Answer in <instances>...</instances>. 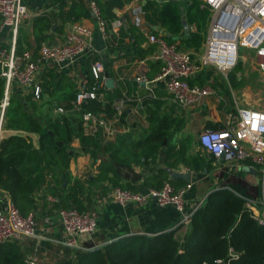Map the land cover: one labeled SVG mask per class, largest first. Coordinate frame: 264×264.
Listing matches in <instances>:
<instances>
[{
  "label": "trees",
  "instance_id": "1",
  "mask_svg": "<svg viewBox=\"0 0 264 264\" xmlns=\"http://www.w3.org/2000/svg\"><path fill=\"white\" fill-rule=\"evenodd\" d=\"M104 19L118 18L116 9H121L128 0H96ZM58 10L62 22L79 20L82 15H88L83 0H52ZM157 0H148L144 7L147 11L146 21L149 26L159 25L167 33L163 37L168 42H174L173 36L179 35L184 29L183 20L188 24L196 23L197 31L190 36H183L182 42L188 48L200 49L204 37L201 31L206 30L209 11L201 8V0H188L183 10L175 0L164 2L158 7ZM185 17V18H184ZM1 19V18H0ZM55 22L50 14H39L32 18V34L35 41L34 54L47 38L48 31H53ZM60 28H57V31ZM152 32L158 30L152 28ZM120 36H130L136 41L134 51L143 54L151 52L152 47H141L146 40L144 34L134 25L123 26ZM25 30L20 29L17 37L16 52L21 54L26 48L32 47ZM95 59V58H94ZM153 73L161 69L159 61L151 62ZM88 77L91 66L87 65ZM59 74V73H58ZM211 69L204 70L191 80L192 84H204L213 76ZM43 94L40 100L33 94L23 95V92L13 84L9 105L3 116V126L13 130L0 140V190L4 191L23 215L34 213L39 200L44 202L52 196V208H77L87 210L84 198H91L95 193L90 185L109 180L114 186L133 190L130 185L121 184L118 179L108 173L99 174L82 180L73 176L71 160L78 152H91L96 162H100V170H111L104 161L98 160L97 149L100 147L101 132L96 135L84 133L83 112H106L114 115L113 102L120 95L118 88L108 92L105 101L91 100L80 108L75 104L77 87L65 74L49 71L40 75ZM15 83V82H14ZM5 79L0 76V116L1 101L4 96ZM153 111L151 122L154 129L138 143L132 144L137 151L138 159L142 157L155 158L160 147L169 142L173 132L185 126L184 117H172L160 114V103ZM62 106L65 112H55ZM231 110V106L227 108ZM33 135L38 136V146ZM75 138L83 144L80 151L73 146ZM202 148L201 144L199 143ZM131 147V146H130ZM205 151V150H203ZM176 156L184 158L185 150L177 151ZM214 157L206 152L184 158L185 163L197 170H210ZM162 174L165 170L160 171ZM161 174L146 179V183L159 189L165 182ZM175 187H181L180 179L169 180ZM187 183V182H186ZM246 190L240 192L233 187L222 185L207 194L205 201L193 212L191 220L183 235L177 234V229L160 232L154 235L137 233L113 239L102 245L89 243L87 249H73V255L61 259L56 264H217L230 259L232 247L239 253L231 260L232 264H264V225L255 220L245 205L242 195H261L259 185L251 187L253 193L247 194L250 186L243 180ZM113 186V187H114ZM101 194H106L109 187L99 183L96 188ZM50 200V199H49ZM48 201V200H47ZM182 224L179 228H183ZM72 250V249H71ZM27 255L19 241H6L0 244V264H26ZM225 264V263H224Z\"/></svg>",
  "mask_w": 264,
  "mask_h": 264
},
{
  "label": "built area",
  "instance_id": "2",
  "mask_svg": "<svg viewBox=\"0 0 264 264\" xmlns=\"http://www.w3.org/2000/svg\"><path fill=\"white\" fill-rule=\"evenodd\" d=\"M201 8L208 10L211 15L202 53L196 56L194 52L180 48L176 42L170 43L162 35L148 31L146 32L148 41L156 46L152 59L161 62V69L153 80L148 79L144 73L137 75V80L148 86L154 81L163 83L174 101L188 109H195L204 96L216 93L212 85L192 84L191 80L208 69L227 76L229 71L237 66L242 47L254 50L259 57L258 64L264 71V0H201ZM28 12L24 0H0L1 25L9 27L12 32L11 49L8 51L0 46V76L5 79L0 131L14 82L29 89L33 98L40 100L43 94L40 75L47 68L54 66L58 72H62L72 68L81 56L97 53L92 44V29L76 23L65 33L61 44L44 42L37 54L29 48L18 54L17 37L22 20ZM89 12L91 17L96 19L98 30L105 35L107 22L96 0H89ZM131 12L135 27L149 26L146 22L147 11L144 4L138 3ZM114 23L121 26L123 21L116 18ZM91 74L93 77L86 75L77 86L75 98L77 108L91 100L105 101L108 95L110 88L106 86V82L109 77L101 58L93 61ZM150 89L151 95L155 97L153 88ZM218 97L225 108L229 107L226 99L221 95ZM124 106V98L116 99L112 104L117 122L123 117ZM64 110L61 106L56 108L58 112ZM227 116L226 127L204 126L198 135V141L202 148L214 157L213 164L217 170L222 171L227 164H233L247 172L256 170L258 175L256 186L261 187V195L242 197L252 217L264 225V109L241 106L237 103L227 111ZM82 121L85 132L89 135H96L98 127L107 122L101 114L93 111L83 112ZM191 186L190 181L181 187H175L168 180L161 188H150L146 193L114 186L99 199L115 200L122 206L129 203L144 204L154 199L159 205L172 204L182 211L184 197ZM205 198L194 210L184 215V225L190 222L191 215ZM58 212L67 233L66 245L76 249H87L86 245L81 244L80 238L92 239L98 233L97 215L92 211H81L77 208H62ZM36 226L34 213L23 215L9 196L0 190V244L34 236ZM238 255L239 253L231 247L230 259L224 262L218 259L216 263L232 264L231 260ZM25 261L26 264H39L34 254L27 256Z\"/></svg>",
  "mask_w": 264,
  "mask_h": 264
},
{
  "label": "crops",
  "instance_id": "3",
  "mask_svg": "<svg viewBox=\"0 0 264 264\" xmlns=\"http://www.w3.org/2000/svg\"><path fill=\"white\" fill-rule=\"evenodd\" d=\"M147 1L148 0L126 1L121 9H116L118 18L123 21V24L118 26L114 23L115 19L106 20V34L103 35L98 30L96 19L91 17L90 14L82 15L79 20L62 22L52 0H24L29 12L22 20L20 29L25 30L27 33L28 40L33 44L29 49L33 51H35V41L31 32L32 18L39 13L52 15L55 22L53 31H48V36L44 42L61 44L64 40L65 33L70 31L76 23L87 26L92 29L93 32L92 44L98 54L87 53L81 56L72 68L65 71L58 72L57 68L52 66L47 68L45 72L55 71L57 75L65 74L77 87L80 81H82L86 75L88 76L86 71L87 65L91 66L93 61L99 57L105 64L109 79H114V87H109V91L111 92L118 88L120 90V95L116 99L124 98L125 100L123 117L118 122L115 120L114 115H109L106 112L99 113L107 122L98 127L97 134L101 132V142L100 147L96 151L98 152V160L104 161L111 170L107 168L100 170L98 165L100 162H96L91 152H78V155L71 160V172L73 176H78L84 180L87 176L93 178L99 174L108 173L110 177L115 176V180L113 181L118 179L121 184L132 186L133 191L146 193L150 188H153V186L146 183V179L151 176L161 174L166 177L165 181H168L170 179H175L170 175L169 169L177 172L192 173V186L188 189L184 197V209L182 211L172 204L159 205L154 199L144 204L129 203L126 206L120 205L115 200L102 201L99 198L105 194H101L100 191H97L96 188L98 184L103 183L111 189L114 186V182H110L107 179L104 182H96L90 185L96 191L92 193L91 198H84V203L87 210L97 215L98 233L92 239L81 237L80 240L82 241V245L84 244L87 246L89 243H92L99 246L107 241H112L113 239L127 235L137 233L154 235L172 229H177V234L183 235L189 224L184 225L183 228H179L183 224L184 215L194 210L198 203L214 188L226 185L233 187L237 191L244 192V190H246L245 185L240 183V180H243L246 185H248V188L250 186V190H247V194H249L253 193L251 187L254 188L258 181L256 170L247 172L243 168H238L233 164L225 165L223 170L220 171L215 168L212 162L213 167L210 170L205 169L201 171L190 168V166L185 163L184 158L197 155L199 152L206 153L199 145L198 135L196 136L190 133L191 131L189 129H192V125H190L191 121L194 119H201V124L207 127H226L228 124V107L225 108L224 105L219 102L218 96L220 94L217 93L216 89H214L216 91L215 94L204 96L202 102L195 109H188L181 107L174 101L173 97L165 90L163 83L154 81L148 86L137 80V75L142 73L146 74L150 80L155 79L156 75L159 73L150 76V74L153 73L151 62L155 61L152 59V54L156 51V46L148 41L146 32L152 31V28L154 29L156 26L157 28L155 30H158L156 34L163 36L167 33L159 25L138 28L146 37V40L142 42L138 49L143 47L146 50L150 45L153 49L151 52L143 54L134 51L136 41H134L133 37L120 36V31L123 26L128 28L134 25L131 9L138 3L141 2L145 4ZM167 1L168 0H157V6L162 7L163 3ZM175 1L180 3L183 10L186 9L188 0ZM83 4L87 12L90 13L89 0H83ZM184 20H186V23H183L184 29L179 35L173 36V40L180 48L192 51L196 56H199L203 51L209 27L206 26V30L201 31L204 40L200 49L188 48L182 42V37L185 35L190 36L192 32L197 31L198 27L196 23L188 24V20L186 18ZM58 27L60 29L57 31ZM0 46L8 51L12 47V32L9 27L1 25V19ZM242 58H245L239 60L242 63H259V57L255 52L249 55L242 53ZM245 60L247 61L245 62ZM214 83L213 76L204 82V84L210 85ZM14 85L23 92V95L29 94V89L22 87L17 82H15ZM150 87L153 88L155 97L151 95ZM158 102L160 103V108L158 109H160L159 111L162 116L184 117L186 120L185 126L180 130H175L173 127L170 129V133L173 132V134L169 142H166V144L160 147L155 158L142 157L138 159L136 156L137 151L132 148V144L138 143L154 130L152 128L151 117L153 111H158L156 105ZM231 108L233 107L231 106ZM55 112L59 113L56 111V108ZM222 114L224 116H222ZM12 132L13 130L6 129L3 126L2 120L0 138ZM84 133H86L85 127ZM33 137L35 144L38 146V136L33 135ZM186 138H191L192 143L187 142ZM72 144L78 151L83 147L79 138H75ZM180 149L185 150L186 156L184 158L176 156L177 151ZM162 169L165 170L167 176L160 172ZM176 179L182 181V186L185 185L186 182H190L185 178ZM51 197L52 196L49 195L47 198L48 201L46 200L44 202L43 200H39L37 204L36 213L39 220L35 229L36 234L34 236L25 237L19 241L26 255L29 256L34 254L39 264H56L61 259L73 255L72 251L76 249L66 245L67 233L62 226L58 209L52 208L53 201H51V199L54 198ZM38 251L40 252L38 253Z\"/></svg>",
  "mask_w": 264,
  "mask_h": 264
},
{
  "label": "rangeland",
  "instance_id": "4",
  "mask_svg": "<svg viewBox=\"0 0 264 264\" xmlns=\"http://www.w3.org/2000/svg\"><path fill=\"white\" fill-rule=\"evenodd\" d=\"M210 17L209 12L206 17L208 27L210 26ZM242 53L249 55L254 53V50L242 47L240 49L239 60L245 59L242 58ZM213 78L215 83L212 84V88L216 89L217 93L225 98L230 106L233 107L238 103L241 106L264 109V71L258 63H242L238 61L237 66L229 71L227 76L215 73L213 74ZM222 116L224 115L222 114ZM190 125H192V129H189L190 133L196 136L199 135L204 126V124H201V119L192 120ZM186 140L192 143L191 138H186ZM38 220L37 218V222Z\"/></svg>",
  "mask_w": 264,
  "mask_h": 264
},
{
  "label": "water",
  "instance_id": "5",
  "mask_svg": "<svg viewBox=\"0 0 264 264\" xmlns=\"http://www.w3.org/2000/svg\"><path fill=\"white\" fill-rule=\"evenodd\" d=\"M183 23L185 24L186 20H184ZM156 28L157 27L155 26L154 29H156ZM106 86H108L110 88L114 87V79L113 78L108 79L106 82ZM168 171H169L170 175L172 176V178H175V179L176 178H185L188 181H191V179H192V173L191 172H187V173L177 172V171H173L172 169H169ZM253 171H255V169H253ZM108 242H111V241H107L106 243H108Z\"/></svg>",
  "mask_w": 264,
  "mask_h": 264
}]
</instances>
